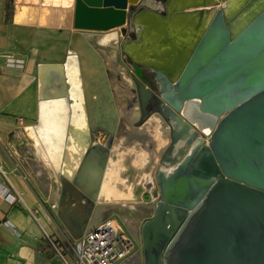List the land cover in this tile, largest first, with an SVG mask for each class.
I'll use <instances>...</instances> for the list:
<instances>
[{
  "label": "water",
  "instance_id": "95a60500",
  "mask_svg": "<svg viewBox=\"0 0 264 264\" xmlns=\"http://www.w3.org/2000/svg\"><path fill=\"white\" fill-rule=\"evenodd\" d=\"M12 1L16 20L24 0ZM28 3L48 10L46 0ZM69 31L66 62L39 68L34 129L61 182L55 212L70 239L118 218L139 247L121 264H264V0H77ZM114 31L117 44L102 45ZM71 58L84 132L73 126ZM154 97L161 107L151 115ZM45 106L58 111V135L42 128ZM154 116L168 142L159 152L145 129ZM180 142L186 149L175 152ZM134 144L149 154L137 173L149 182L134 201H104L108 171ZM122 165L121 179L134 184L131 164Z\"/></svg>",
  "mask_w": 264,
  "mask_h": 264
},
{
  "label": "crops",
  "instance_id": "0c3cea01",
  "mask_svg": "<svg viewBox=\"0 0 264 264\" xmlns=\"http://www.w3.org/2000/svg\"><path fill=\"white\" fill-rule=\"evenodd\" d=\"M26 1L22 7L30 10L29 20L17 23L13 1L0 0V184L10 187L18 198L14 205L0 199V264H54L49 238L67 240L69 235L61 223L37 216L33 211L42 204L41 196L47 189L44 180L48 179L47 160H43V148L34 128L40 112L39 68L44 64L66 62L73 32L62 29L63 14L57 15L55 24L59 28H48L50 15L46 13L41 21L40 9H29ZM35 18L37 23L33 24ZM44 21L48 25H44ZM9 58L23 63L11 64ZM54 115H58V111H54ZM48 125H45L46 130H49ZM146 132L156 141L153 131ZM133 146L125 150L123 163L129 162L134 171L139 159L134 160L131 153L137 156L134 150L138 146V151L145 150L140 144ZM128 171L122 165L121 172ZM114 192L123 194L122 190Z\"/></svg>",
  "mask_w": 264,
  "mask_h": 264
},
{
  "label": "bare ground",
  "instance_id": "6f19581e",
  "mask_svg": "<svg viewBox=\"0 0 264 264\" xmlns=\"http://www.w3.org/2000/svg\"><path fill=\"white\" fill-rule=\"evenodd\" d=\"M48 3L49 2H54L55 6L54 8H58V14H63L64 15V26L63 27H73V21H74V12L76 9V2L77 0H72V1H68V0H46ZM71 2H72V7H71V11L66 10L67 6H71ZM150 3L152 2V0H128V4L129 5H139L141 3ZM24 3V2H23ZM64 3L66 5H64ZM23 5V4H22ZM64 5V9L62 8ZM30 10H27L26 8L20 7L18 8V12H17V23H19V21H28L29 20V12ZM68 13V16L70 17L68 20H66L65 15ZM46 11L41 12V21L44 18V15L46 14ZM54 14V13H53ZM52 14V15H53ZM57 14V15H58ZM37 16V15H36ZM61 16V15H59ZM31 17V16H30ZM53 18H55L53 16ZM58 18V16H57ZM51 19V18H50ZM56 19V18H55ZM107 19H109L107 16H103V18L98 21V25H104L107 22ZM39 20V19H38ZM54 21V20H53ZM52 23H57V20L54 21ZM33 24H36V18L35 21L32 22ZM47 21H44L43 24L44 25H48ZM51 24V22H49ZM59 24H61V22H58ZM40 25H42V23L40 22ZM57 26V24H55ZM58 28L60 26H57ZM117 32H110L108 34H105L103 36V38L101 39V44L102 45H107V46H113L115 44H117L118 42V35L116 34ZM68 71L70 74V80L72 82V98L74 100V122H73V126L75 123V130H78L79 132H84L86 129V123H85V115L83 112V96L81 93V89H80V82L77 80V78L75 77V73H76V59L75 58H71L68 64ZM128 83L130 84V81H128ZM48 107V106H47ZM61 110V104L59 102L54 104V108L53 110ZM50 110L49 108H46V106L43 108L42 111V128L45 129V125L49 124V130H47V132L51 135H58L62 132V125H61V121L59 122L57 120V118H59L58 115H54V111ZM77 122V123H76ZM52 124V125H51ZM162 120L158 117V116H154L147 124V126L145 127V129L147 128V130L153 131V134L155 136L156 139V144H157V152H159V150L163 149V147L168 146V142L165 140L164 141V135L166 134V132L164 131V128L162 126ZM167 129V127H166ZM194 132V131H193ZM192 132V133H193ZM206 136H209V130L206 131V133H204ZM206 146H208V144H206ZM180 149H186V142H180L176 149L175 152H178ZM135 153H137V156H135L134 154L131 153V155H133L134 160L135 158H138L139 161L137 160V166L138 168L134 167V172L136 173L135 175V183L131 184H127L126 182L122 181L121 177H120V172L122 170V164H123V160L125 154H121L119 153V161L117 162V164L114 166L113 169H110L107 173L103 188H102V192H101V198L104 201H108V202H127V201H134L136 199V190L137 188H139L140 186H142V183L144 182H149V179L144 175L141 179L139 178V176L137 175V173L142 170L148 163L149 161V154L145 153L143 151H138L137 149L134 150ZM189 151V150H187ZM119 165V166H118ZM137 170V171H136ZM138 177V178H137ZM137 179H139L140 181L136 182ZM124 185V186H123ZM114 186H119L118 189L114 188ZM123 191V194L118 195L117 193H115L114 191Z\"/></svg>",
  "mask_w": 264,
  "mask_h": 264
},
{
  "label": "built area",
  "instance_id": "2783aa9c",
  "mask_svg": "<svg viewBox=\"0 0 264 264\" xmlns=\"http://www.w3.org/2000/svg\"><path fill=\"white\" fill-rule=\"evenodd\" d=\"M8 61L16 65L23 63L14 58H9ZM208 135L205 140L209 145L212 135L210 130ZM0 199L11 205L18 201L12 189L3 184H0ZM49 243L60 256L63 264H121L137 251V244L118 218L105 221L77 242L71 240L73 245L71 253L74 259L67 254V247L58 238L50 237Z\"/></svg>",
  "mask_w": 264,
  "mask_h": 264
},
{
  "label": "rangeland",
  "instance_id": "374dc122",
  "mask_svg": "<svg viewBox=\"0 0 264 264\" xmlns=\"http://www.w3.org/2000/svg\"><path fill=\"white\" fill-rule=\"evenodd\" d=\"M29 2V0L26 1V4ZM28 5H34V3L32 4L31 2L28 3ZM64 5H66L64 3ZM64 5H63V9H64ZM55 6V3L54 2H49V4L47 5V8L48 10L46 11L47 12V16L50 15L49 18L50 21L52 23V21H56L57 20V14H58V11L56 8H54ZM54 13V14H53ZM53 14V15H52ZM53 16L56 18H53ZM53 21V22H54ZM48 28H53V29H57V26L56 25H52V24H49L48 25ZM71 28V27H70ZM69 27H62V29H65L67 32H70ZM108 34V33H106ZM120 39H121V35H120ZM103 139L106 140V137L104 136V134H98V140L100 143H104L105 140L103 141ZM36 156L38 158L39 157V152L36 153ZM43 159V158H42ZM46 158H44L43 160H45ZM47 160V159H46ZM45 160V161H46ZM118 160H115V162L117 163ZM48 162V164H47ZM46 165H47V175L46 177L48 179H45L44 183L47 184V189H46V193L41 196L42 197V204L41 205H38L34 208V213L37 215V216H46L49 220L52 219L55 223H60L58 217H57V214L55 212V208L58 206V200H59V192H60V179L58 178L55 170L53 169L52 165L50 164V162L47 160L46 162ZM128 180V178H126ZM127 180H122L124 182H128ZM150 189V188H149ZM144 201L145 202H148L150 201L148 195H145L144 196ZM60 242H62V244L64 246L67 247V254H70V257L72 259H74V256L73 254L71 253V249L73 247V245H71V239L70 237L66 240V239H59ZM70 248V250H69ZM51 255H53V259H54V264H63V261L61 260L60 256L58 255V253L53 249L51 248V250H49Z\"/></svg>",
  "mask_w": 264,
  "mask_h": 264
},
{
  "label": "flooded vegetation",
  "instance_id": "af4514ba",
  "mask_svg": "<svg viewBox=\"0 0 264 264\" xmlns=\"http://www.w3.org/2000/svg\"><path fill=\"white\" fill-rule=\"evenodd\" d=\"M143 83H144V84L147 83V84L149 85V87H150V90H151L152 92H154V94L156 95V97H160V92H159V91L157 90V88L155 87L153 81L148 80V79H144V80H143ZM156 97H154V98L150 101V103L148 104V106H147V112L150 113L151 115H153V114L155 113V111H157V110L161 107V105L157 102ZM194 132H196V131H194ZM194 132H193V133H194ZM104 136L106 137V135H104ZM200 137L202 138L204 144L206 145V144H207V143H206V140H205L206 135H205L204 133H202V135H200ZM104 140H105V139H103V141H104ZM138 250H139V247L137 246V251H136V253L138 252ZM136 253H135V254H136Z\"/></svg>",
  "mask_w": 264,
  "mask_h": 264
}]
</instances>
